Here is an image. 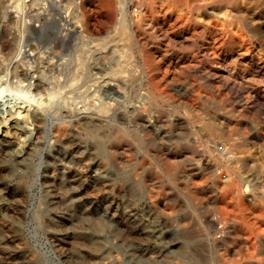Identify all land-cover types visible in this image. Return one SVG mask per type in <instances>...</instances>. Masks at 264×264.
Wrapping results in <instances>:
<instances>
[{"label": "bare ground", "instance_id": "obj_1", "mask_svg": "<svg viewBox=\"0 0 264 264\" xmlns=\"http://www.w3.org/2000/svg\"><path fill=\"white\" fill-rule=\"evenodd\" d=\"M0 13L5 51L13 50L8 36L18 37L16 62L43 59L22 45L24 38L46 42L48 82L18 63L13 70L19 84L15 95L34 87L46 90L45 101L21 98L20 105L0 116V130L7 134L8 125L29 123L31 101L37 109L47 108L50 129L66 149V264H74L75 258L84 264H93L94 258L95 264H264V127L244 129L231 148L216 149L223 159L209 177L219 193L216 205L203 207L206 194L187 183L184 195L192 217L177 223L170 218L177 208L166 202L171 199L167 191L151 190L141 197L135 181L115 182L105 164L129 158L124 146L131 135L142 143H157L191 124L196 141L209 144L210 136L192 124L225 105L239 110L243 103L229 105L224 90L264 70V0H0ZM196 68L204 88L198 85L197 93L179 88L176 71L185 78ZM214 95L218 105L207 101ZM162 105L171 116L160 113ZM210 129L223 133L220 126ZM189 141L193 143L191 137ZM161 151L155 156L158 168L173 184L184 172ZM161 202L166 203L163 209ZM91 216L107 234L94 255L82 249L84 223ZM74 243L82 245L77 252Z\"/></svg>", "mask_w": 264, "mask_h": 264}, {"label": "rangeland", "instance_id": "obj_2", "mask_svg": "<svg viewBox=\"0 0 264 264\" xmlns=\"http://www.w3.org/2000/svg\"><path fill=\"white\" fill-rule=\"evenodd\" d=\"M1 18L2 17L0 13V21ZM5 37L6 36L0 29V116L4 115V112L6 110L10 111L13 105H20L19 103L22 102L20 100L21 98L24 100L27 99L26 101L38 99V97H41L40 99L44 101L46 99V90L37 91L34 87H31L30 89L25 88L23 89L22 94L15 95L14 92L19 90V84L16 82L17 77L15 73H13L16 63H18L20 67L28 68L30 71L32 70L31 74L34 76H38V78L41 81H44V83L49 81L50 76L47 68L48 56H45V54L48 55L46 53V44H44L46 43L45 41L38 42L34 39H29L28 37L24 38L22 45H26L27 48L31 47V51L41 54L43 59L42 61H35L33 58L30 59L29 57H27L22 59L21 63L23 64H21L20 61L16 62L17 58L15 57L19 45L18 37L15 38L14 35L8 36L11 43L10 48L11 50L13 49L10 53L5 51L4 49L7 40V37ZM14 40H16L17 43ZM15 46L16 49L14 48ZM198 69L196 68L195 70H191V76L188 75L185 78L184 76H178V71H176V78H174L176 80H180L177 81V85L179 86V88H182V90L187 89L186 91L190 93H197V86L199 85L203 87L205 85V79L201 77V69ZM255 75V79H248L250 82L248 80H244L239 83L238 86H231L232 90H224L225 94L228 95L229 105H231L230 101L239 104L241 102L243 103L239 110L235 111L233 109H230L232 108L231 106L229 107L225 105V109L218 110L219 112L217 111V113L213 110L211 111V115H209L210 112L209 114L200 115V118L196 120L195 124H192L193 126L196 125L195 128H197L207 137L210 136L208 137L210 138L209 144L196 141L195 136L192 135L191 124L180 128H175L173 131V135H170L168 138H166L167 140H163L162 142L157 143H142L139 140V137H137L136 135L135 137L134 135H131V139L128 140L126 145L124 146V149L129 154V158L115 161L105 160V164L114 175L113 179H115V182H118V180H123L124 178L128 179L132 183H134L135 181L137 185L135 183L134 185L136 190L138 188L137 192L140 193V196H144L146 192H150L151 190H154L156 192L167 191V193L169 194V198H171L172 200L168 199L166 202L169 204L173 203L172 205L177 208V211L175 212L177 214H173L170 217L175 223H177L180 218L182 219L183 217L189 216L191 219L192 217V215H190L192 214V206L188 202L187 197L184 195V193L186 192L185 188L190 182L192 184H195L196 186L198 185V188L200 187L198 189L199 192H204L206 194V198L202 206L213 208L216 205V198L219 196V193L214 191V188L210 184V171L212 172L211 169L215 167L217 160L223 161V159L218 155L219 153H217L216 149H218L220 152L221 150H223V146L231 148L234 143L240 141V133L244 129L253 130L264 127V107L260 106V103H264V70H256ZM260 78H262V80ZM191 80H193L195 84H193ZM200 80L202 83H200ZM27 83V80L23 81V85H26ZM18 97L20 98L18 99ZM214 97L207 100L210 105L219 104V100L217 99V97ZM216 100L218 102H216ZM31 103L32 108H30L31 110L29 111L30 114L29 123H27L28 125L26 123H21L20 125L12 128L10 124L8 125L9 130L7 131V134L6 129H3L5 130L4 132L0 130V264H66V252L68 249L67 243L65 241L66 208H64L66 207V202L64 201V194L66 191V178L64 174V170L66 168L64 160L66 156V149L64 145H62L61 139L56 134H53L52 130L50 129L49 124L51 121L48 118V111L46 110L47 108H43L42 110L39 108L37 109V105L35 104V102L31 101ZM248 103L250 104V106H259L260 108H258L257 110H253V112L252 109H249V106H246V104ZM169 110L170 108L167 105H162L160 113L163 116L166 115L167 117H169L172 115L171 110ZM218 122L219 124H217ZM24 124H26L27 126ZM220 124L223 125L221 126ZM229 125L232 126L230 127ZM211 126H220L224 134H219L214 130L211 131ZM55 129L56 127L53 128L54 131ZM203 130H207V133ZM4 134L5 136L3 137ZM188 137L192 138L193 143L189 141ZM142 150L145 153H143ZM159 151L162 152L163 156L170 154L171 161L176 165H180V169L184 172L173 180V184L168 181L167 177H165L158 168L159 162L157 158V160L155 159V156L159 153ZM233 165L240 167V165L237 163H234ZM138 168H140V170ZM136 169H138V175L137 173H135L137 172ZM135 177L137 178V180ZM140 177H142V179H140ZM143 178L145 179L146 184L143 183ZM139 190H142L143 193ZM111 196L116 197V194H113ZM93 202H95V200H93ZM165 205L166 203L161 202L160 208L163 209ZM91 217V220H86L84 223V229H86L83 237L86 241L84 245L85 247H82V245L78 243H74L73 250L77 252V250L82 247V249H84L86 252L90 250V252L94 255L98 250L94 249L97 248L96 244L102 242L101 240L106 237L107 234L105 232L106 229L102 227L101 221H99L95 216ZM74 224L76 225L77 222L75 221ZM97 230L99 231V233ZM76 240L77 238L74 241ZM94 261L96 262L95 258L90 260V262L95 264ZM74 264L84 263L75 258Z\"/></svg>", "mask_w": 264, "mask_h": 264}]
</instances>
